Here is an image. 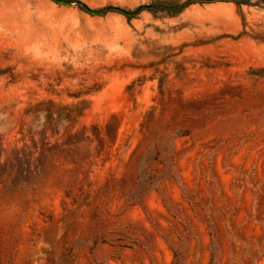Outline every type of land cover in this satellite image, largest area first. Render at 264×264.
Returning <instances> with one entry per match:
<instances>
[{
	"label": "rangeland",
	"instance_id": "374dc122",
	"mask_svg": "<svg viewBox=\"0 0 264 264\" xmlns=\"http://www.w3.org/2000/svg\"><path fill=\"white\" fill-rule=\"evenodd\" d=\"M62 1L0 0V264H264V9Z\"/></svg>",
	"mask_w": 264,
	"mask_h": 264
},
{
	"label": "trees",
	"instance_id": "16d2710c",
	"mask_svg": "<svg viewBox=\"0 0 264 264\" xmlns=\"http://www.w3.org/2000/svg\"><path fill=\"white\" fill-rule=\"evenodd\" d=\"M233 3H235L238 7L241 6H250V7H259L264 9V0H231ZM198 0H185L183 2H172L167 0H154L148 5L141 6L137 8L134 12H126L118 8H107L106 11H117L124 15H126L128 18H132L139 14L142 11H148L152 14H163L165 16H176L180 13H182L184 10H186L191 5L197 3ZM77 5L79 8L84 9L88 11L86 6L82 3L77 2Z\"/></svg>",
	"mask_w": 264,
	"mask_h": 264
},
{
	"label": "water",
	"instance_id": "95a60500",
	"mask_svg": "<svg viewBox=\"0 0 264 264\" xmlns=\"http://www.w3.org/2000/svg\"><path fill=\"white\" fill-rule=\"evenodd\" d=\"M53 1L58 3V4H61V5H67L68 4L67 2H64L62 0H53Z\"/></svg>",
	"mask_w": 264,
	"mask_h": 264
}]
</instances>
